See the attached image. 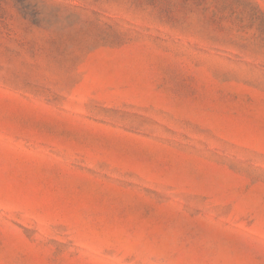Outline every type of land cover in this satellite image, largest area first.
<instances>
[{"label": "rangeland", "instance_id": "obj_1", "mask_svg": "<svg viewBox=\"0 0 264 264\" xmlns=\"http://www.w3.org/2000/svg\"><path fill=\"white\" fill-rule=\"evenodd\" d=\"M0 264H264V0H0Z\"/></svg>", "mask_w": 264, "mask_h": 264}]
</instances>
